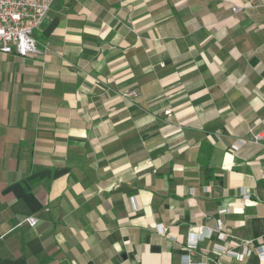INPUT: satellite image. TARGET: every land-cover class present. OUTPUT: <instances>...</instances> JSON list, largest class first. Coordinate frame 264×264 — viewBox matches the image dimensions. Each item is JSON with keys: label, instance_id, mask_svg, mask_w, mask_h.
I'll use <instances>...</instances> for the list:
<instances>
[{"label": "crops", "instance_id": "obj_1", "mask_svg": "<svg viewBox=\"0 0 264 264\" xmlns=\"http://www.w3.org/2000/svg\"><path fill=\"white\" fill-rule=\"evenodd\" d=\"M261 3L55 0L47 52L0 53V264H181L218 221L261 242Z\"/></svg>", "mask_w": 264, "mask_h": 264}, {"label": "built area", "instance_id": "obj_2", "mask_svg": "<svg viewBox=\"0 0 264 264\" xmlns=\"http://www.w3.org/2000/svg\"><path fill=\"white\" fill-rule=\"evenodd\" d=\"M55 0H0V53L15 54L19 57H35L42 55L49 50L48 43H39L35 37L36 29L47 19ZM264 8V0H261ZM235 11L236 8H233ZM135 93H128L127 96H134ZM167 111L165 114H168ZM252 142L258 144L261 134H251ZM243 143H235L231 149L235 150ZM264 178V171L262 172ZM244 198L247 195L243 194ZM26 222L30 226L36 224V219L27 217ZM222 223L217 222L216 227L209 229L201 227L188 232L185 250L187 254L182 257L181 264H208L215 262L217 258L227 256L230 259L240 260L243 257L255 255L258 263H264V235L261 242L254 245L252 240H227V235L221 232ZM216 238V241L209 248H198L199 244L206 240ZM199 250L205 258L200 263H192L191 255Z\"/></svg>", "mask_w": 264, "mask_h": 264}]
</instances>
